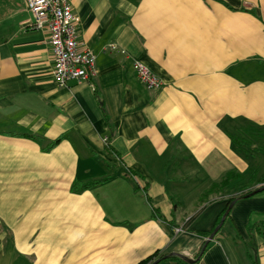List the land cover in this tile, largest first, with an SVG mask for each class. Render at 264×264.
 Listing matches in <instances>:
<instances>
[{"label":"crops","instance_id":"obj_1","mask_svg":"<svg viewBox=\"0 0 264 264\" xmlns=\"http://www.w3.org/2000/svg\"><path fill=\"white\" fill-rule=\"evenodd\" d=\"M71 3L94 90L60 86L23 0H0V264L195 260L232 197L194 264H253L252 228L264 264V194L213 190L257 168L264 0ZM133 61L161 86L146 90Z\"/></svg>","mask_w":264,"mask_h":264},{"label":"built area","instance_id":"obj_2","mask_svg":"<svg viewBox=\"0 0 264 264\" xmlns=\"http://www.w3.org/2000/svg\"><path fill=\"white\" fill-rule=\"evenodd\" d=\"M31 15L29 29L42 31L53 57L52 74L55 81L64 86L69 81L87 83L94 90L92 80L96 74V57L90 49L83 47L77 29L71 0H23ZM115 49L114 46L111 47ZM124 53V52H121ZM132 70L139 83L149 91L161 86L157 77L138 61L132 62ZM102 141L106 143L107 139ZM179 231V230H177Z\"/></svg>","mask_w":264,"mask_h":264},{"label":"rangeland","instance_id":"obj_3","mask_svg":"<svg viewBox=\"0 0 264 264\" xmlns=\"http://www.w3.org/2000/svg\"><path fill=\"white\" fill-rule=\"evenodd\" d=\"M252 135L253 133L251 134V138H253V140L257 143L256 145L259 147L258 149L259 151H257L258 152L257 154L250 155V158L252 162L255 164V167L257 168L256 170L246 173L245 175L243 174L244 176L231 175V177L229 176V178L226 181H223L222 183L224 185L229 184L227 187H225V190L226 192H228V194H234L236 196H239V195L244 196V194H246L247 191L251 190L252 192L253 190L260 188L264 185V184H260L264 178V167H263L264 166V130L260 132L259 131L254 132L253 137ZM248 136H249L248 133L245 132L244 137L248 138ZM241 137L244 138L242 135ZM254 164H251V166H254ZM222 183H221V186L223 185ZM221 186H216L214 190L218 192L219 189L220 190L222 189Z\"/></svg>","mask_w":264,"mask_h":264},{"label":"water","instance_id":"obj_4","mask_svg":"<svg viewBox=\"0 0 264 264\" xmlns=\"http://www.w3.org/2000/svg\"><path fill=\"white\" fill-rule=\"evenodd\" d=\"M264 192V185L260 188H257L255 190H253L252 192L240 197L241 199H247V198H251L259 193H262ZM235 201H233L226 209V211L223 213L218 225L213 229V231L211 232V234L208 236L207 239H205L201 249H200V253L197 257V259L195 260H192V259H188L187 257L183 256V255H180V254H168V255H164L162 256L161 258L155 260L154 262L150 263V264H159L160 262L170 258V257H177L179 258L181 261L187 263V264H194L200 257L201 255L203 254L204 250L206 249L207 245L213 241V238L215 237V235L219 232V230L221 229L229 211L231 210V208L233 207Z\"/></svg>","mask_w":264,"mask_h":264},{"label":"trees","instance_id":"obj_5","mask_svg":"<svg viewBox=\"0 0 264 264\" xmlns=\"http://www.w3.org/2000/svg\"><path fill=\"white\" fill-rule=\"evenodd\" d=\"M59 142V140H57V141H55L54 143H52L50 146H48L47 148H46V150L48 151L49 149H51L55 144H57ZM231 175H232V173L231 174H229V176L231 177ZM229 176H227L226 177V179L224 180V181H226L228 178H229ZM262 180V179H261ZM260 181V180H259ZM260 183V182H259ZM223 184V183H222ZM260 184H264V178H263V181H261V183ZM229 184H226V185H222L221 187H222V189L221 190H223L225 187H227ZM85 188H86V186H85ZM215 189V187H213V190ZM249 192H251V190L250 191H247L246 192V194H248ZM246 194H244V195H246ZM260 194H264V192H262V193H259V194H257V195H260ZM257 195H255V196H257ZM243 195H241V197H242ZM238 197H232V198H230V199H228V206L233 202V201H235L236 199H237ZM226 210V209H225ZM225 210L223 211V213L225 212ZM223 215V214H222ZM263 226H264V221H263V223H261ZM217 225H218V223H217ZM216 225V226H217ZM256 224H253L251 227H253V226H255ZM215 226V227H216ZM214 227V228H215ZM258 228H262V227H258ZM254 229L252 228V229H250L249 230V237L251 238V241L249 242V251H250V258H251V261H252V263L253 264H258V262H257V259H256V257H255V243H254V241L252 240L253 239V234H252V231H253ZM213 231V230H212ZM212 231H210V232H208V233H205V234H203V237L204 238H208V236L211 234V232ZM259 234V233H258ZM210 245V243L207 245V247ZM206 247V248H207ZM159 257H162V256H159L158 255V252H155V253H153L152 255H150L149 257H147L146 259H144L143 261H141V262H139L138 264H149L150 262H152V261H154V260H156L157 258H159ZM181 261L179 258H177V257H171V258H168L167 260H164V261H162L163 263L164 262H168V261ZM161 262V263H162Z\"/></svg>","mask_w":264,"mask_h":264}]
</instances>
